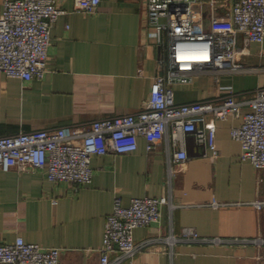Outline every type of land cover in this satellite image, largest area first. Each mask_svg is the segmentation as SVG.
<instances>
[{
	"label": "crops",
	"instance_id": "crops-1",
	"mask_svg": "<svg viewBox=\"0 0 264 264\" xmlns=\"http://www.w3.org/2000/svg\"><path fill=\"white\" fill-rule=\"evenodd\" d=\"M65 10L51 29V61L42 78L26 82L0 72V135L43 128L87 126L142 109L157 73L170 68L168 48L148 36V0H102L97 11ZM195 21L210 27L234 0H191ZM4 0H0V15ZM243 71L206 72L173 84L177 102L216 99L231 85L244 99L264 86V42L239 37ZM248 109L244 106L243 111ZM242 116L217 121L216 151L185 136L189 159L176 163L169 128L152 151L93 155L92 181L76 188L52 182L43 170L0 169V243L19 236L59 247L58 264H101L107 216L116 197L165 196L157 222L137 227L138 250L111 264H264V170L241 159L231 129ZM194 235L197 237L194 238ZM132 261V263H131Z\"/></svg>",
	"mask_w": 264,
	"mask_h": 264
},
{
	"label": "built area",
	"instance_id": "built-area-1",
	"mask_svg": "<svg viewBox=\"0 0 264 264\" xmlns=\"http://www.w3.org/2000/svg\"><path fill=\"white\" fill-rule=\"evenodd\" d=\"M101 1L76 0L75 9L92 14ZM191 2L148 0L147 34L158 47L168 48L170 68L166 75L154 76L150 96L141 110L96 119L87 126L0 135V169L43 170L52 182L64 181L79 188L92 181L93 155L132 153L138 149L141 137L146 140L147 150L152 151L171 128L176 146L172 160L184 164L189 159L186 135L216 151L217 121L242 116L231 135L241 144V159L264 170V86L258 87L250 99L225 85L224 94L216 99L190 102H177L173 89L174 83H189L199 73L245 70L239 37L264 42V0H234L226 15L212 16L209 28L195 21ZM63 12L56 0H4L0 72L26 82L42 78L51 61V29ZM246 104L248 109L243 111ZM167 202L165 196L146 195L133 197L129 205H124L121 197H116L105 224L101 264H111L114 252L119 253L118 263L131 258L138 250L134 229L157 222ZM254 204L261 209L264 201ZM256 240L264 241V237ZM60 250L19 236L13 242L0 243V264H58Z\"/></svg>",
	"mask_w": 264,
	"mask_h": 264
},
{
	"label": "bare ground",
	"instance_id": "bare-ground-1",
	"mask_svg": "<svg viewBox=\"0 0 264 264\" xmlns=\"http://www.w3.org/2000/svg\"><path fill=\"white\" fill-rule=\"evenodd\" d=\"M194 61H199L200 60V58H195V59H193Z\"/></svg>",
	"mask_w": 264,
	"mask_h": 264
}]
</instances>
